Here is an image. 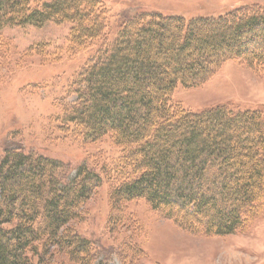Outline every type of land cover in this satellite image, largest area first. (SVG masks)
Returning <instances> with one entry per match:
<instances>
[{
    "label": "trees",
    "instance_id": "trees-1",
    "mask_svg": "<svg viewBox=\"0 0 264 264\" xmlns=\"http://www.w3.org/2000/svg\"><path fill=\"white\" fill-rule=\"evenodd\" d=\"M101 0H0V30L70 23V51L95 47L73 81L58 130L83 143L106 139L119 149L99 170L67 166L36 153L0 158V264H46L58 251L95 264L91 241L71 229L86 202L111 184V217L142 199L191 233L224 236L264 212V117L216 105L199 112L173 104L177 85L194 87L222 63L264 65V7L217 17L140 12L107 35ZM261 32L255 45L252 38ZM120 211V212H119ZM36 258V261H34ZM38 258V259H37Z\"/></svg>",
    "mask_w": 264,
    "mask_h": 264
},
{
    "label": "rangeland",
    "instance_id": "rangeland-1",
    "mask_svg": "<svg viewBox=\"0 0 264 264\" xmlns=\"http://www.w3.org/2000/svg\"><path fill=\"white\" fill-rule=\"evenodd\" d=\"M101 2L107 9L108 40L116 36L120 23L140 12L190 19L217 17L238 7H264V0ZM70 28V23L50 21L37 28L0 30V158L10 149L44 155L67 166V179L75 176L80 164L99 170L101 165H113L120 154L106 139L83 143L77 134L58 130L63 107L75 99L73 81L96 50L70 51ZM259 33L248 45L261 41ZM171 101L192 112L227 105L233 110H259L264 117V65L252 70L240 61H226L197 86L177 85ZM110 186L102 183L71 223L73 231L91 241L95 264H264V212L233 234L205 235L181 229L138 199L124 205L113 223ZM48 262L75 264L59 251Z\"/></svg>",
    "mask_w": 264,
    "mask_h": 264
}]
</instances>
